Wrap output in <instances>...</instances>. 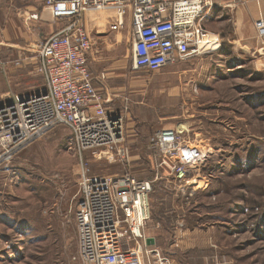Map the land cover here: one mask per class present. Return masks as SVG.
I'll list each match as a JSON object with an SVG mask.
<instances>
[{
    "label": "rangeland",
    "instance_id": "rangeland-1",
    "mask_svg": "<svg viewBox=\"0 0 264 264\" xmlns=\"http://www.w3.org/2000/svg\"><path fill=\"white\" fill-rule=\"evenodd\" d=\"M118 16L109 9L85 21L94 45L91 66H98V77L117 78L120 93L110 110L124 117L125 132L122 145L87 154L91 174L153 180L156 133L180 131L204 162L193 186L155 184L146 235H157L169 264H264V54L211 42L160 72L134 71L131 20L114 33ZM20 53L14 58L9 47L0 50L6 67L0 81L7 87L0 106L45 90L37 52L24 44ZM23 63L32 66L29 75L15 78ZM74 149L71 130L60 126L0 167V264H85ZM123 149L127 160L119 156Z\"/></svg>",
    "mask_w": 264,
    "mask_h": 264
},
{
    "label": "built area",
    "instance_id": "built-area-1",
    "mask_svg": "<svg viewBox=\"0 0 264 264\" xmlns=\"http://www.w3.org/2000/svg\"><path fill=\"white\" fill-rule=\"evenodd\" d=\"M212 4V0L46 1L52 21L63 25L36 48L45 90L0 106V167L52 130L60 126L71 130L80 165L76 224L79 257L85 264H169L157 243L147 244L155 184L166 180L193 186V174L204 162L202 151L180 131L162 130L156 133L151 160L155 179L128 174L112 180L91 174L87 154L122 145L125 132L124 117L110 111L112 101L95 86L90 68L94 45L86 18L92 12L116 10L118 22L111 31L117 33L130 17L132 69L156 73L211 44L203 17ZM256 29L264 44V19L256 22ZM261 51L264 54V45ZM5 68L0 60V72ZM100 78L105 80L106 75ZM119 156L127 160L128 151L123 149Z\"/></svg>",
    "mask_w": 264,
    "mask_h": 264
},
{
    "label": "crops",
    "instance_id": "crops-1",
    "mask_svg": "<svg viewBox=\"0 0 264 264\" xmlns=\"http://www.w3.org/2000/svg\"><path fill=\"white\" fill-rule=\"evenodd\" d=\"M46 1L0 0V50L9 47L15 58L21 54L20 50L26 44L37 52V46L63 25L52 21L45 7ZM212 2V6L203 17V23L213 37V46L227 43L232 45L230 47L233 50H262L264 44L256 29V22L264 19V0H212ZM34 16H38V19H34ZM109 21L105 19L103 25L107 27ZM20 39L25 42L19 43ZM37 63L38 57L34 65ZM24 64L16 70L15 78H25L29 75L32 66L24 68ZM90 68L96 77L95 86L98 91L105 94L112 102H116L114 99H118L116 97L120 93L116 86L117 78H109V75H106V79L102 80L98 77L100 75L98 66L92 63ZM0 78L4 77L0 76ZM2 91L6 92L7 87L0 81V92ZM17 98H22V96ZM110 106L111 104L108 105L109 109ZM154 239L157 243V235Z\"/></svg>",
    "mask_w": 264,
    "mask_h": 264
},
{
    "label": "water",
    "instance_id": "water-1",
    "mask_svg": "<svg viewBox=\"0 0 264 264\" xmlns=\"http://www.w3.org/2000/svg\"><path fill=\"white\" fill-rule=\"evenodd\" d=\"M11 103V102H10ZM155 239L154 238H149V239H147V244L148 245H155Z\"/></svg>",
    "mask_w": 264,
    "mask_h": 264
},
{
    "label": "bare ground",
    "instance_id": "bare-ground-1",
    "mask_svg": "<svg viewBox=\"0 0 264 264\" xmlns=\"http://www.w3.org/2000/svg\"><path fill=\"white\" fill-rule=\"evenodd\" d=\"M121 20V19H120Z\"/></svg>",
    "mask_w": 264,
    "mask_h": 264
}]
</instances>
